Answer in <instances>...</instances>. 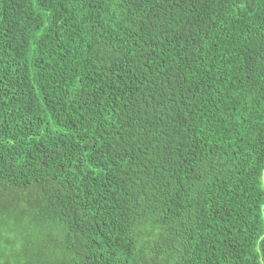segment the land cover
<instances>
[{"label": "trees", "instance_id": "16d2710c", "mask_svg": "<svg viewBox=\"0 0 264 264\" xmlns=\"http://www.w3.org/2000/svg\"><path fill=\"white\" fill-rule=\"evenodd\" d=\"M0 264H264V0H0Z\"/></svg>", "mask_w": 264, "mask_h": 264}]
</instances>
